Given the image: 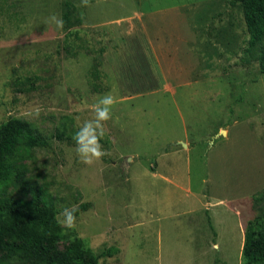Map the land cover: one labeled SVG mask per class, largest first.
<instances>
[{
  "label": "rangeland",
  "instance_id": "374dc122",
  "mask_svg": "<svg viewBox=\"0 0 264 264\" xmlns=\"http://www.w3.org/2000/svg\"><path fill=\"white\" fill-rule=\"evenodd\" d=\"M69 1L66 26L65 0H0V122L53 136L26 176L59 221L75 208L57 246L82 239L100 264H244L246 224L264 215V38L249 45L241 3ZM108 93L106 154L85 164L73 136Z\"/></svg>",
  "mask_w": 264,
  "mask_h": 264
},
{
  "label": "trees",
  "instance_id": "16d2710c",
  "mask_svg": "<svg viewBox=\"0 0 264 264\" xmlns=\"http://www.w3.org/2000/svg\"><path fill=\"white\" fill-rule=\"evenodd\" d=\"M241 3L249 45L255 46L264 38V0H235ZM65 25L71 23L74 5L65 0ZM2 7V5H1ZM264 73V57L260 62ZM38 77H27L33 88ZM28 86L27 88H29ZM62 132L55 136L61 137ZM52 135L45 133L32 122L10 117L0 122V183L21 184L33 193V198L19 202L10 195L0 197V264H100L99 255L86 246L82 239H75L65 249L57 246L62 228L57 217L55 202L45 195L44 189L27 179L26 161L36 147H48ZM110 249L105 255H112ZM244 264H264V215L250 218L244 232L242 248Z\"/></svg>",
  "mask_w": 264,
  "mask_h": 264
},
{
  "label": "clouds",
  "instance_id": "9594fccd",
  "mask_svg": "<svg viewBox=\"0 0 264 264\" xmlns=\"http://www.w3.org/2000/svg\"><path fill=\"white\" fill-rule=\"evenodd\" d=\"M83 5H87L88 0H81ZM50 22L57 28L63 27V20L55 15L50 17ZM116 103V97L111 93L101 96L96 103L91 105L94 116L90 120H85L79 130L73 136L76 143L77 154L82 158L85 164L93 163V158L100 159L105 155L100 140L105 135L104 122L111 119V108ZM35 115H39V109L35 110ZM75 208L69 211L67 208L60 215L65 219L59 221L63 227H75Z\"/></svg>",
  "mask_w": 264,
  "mask_h": 264
},
{
  "label": "crops",
  "instance_id": "0c3cea01",
  "mask_svg": "<svg viewBox=\"0 0 264 264\" xmlns=\"http://www.w3.org/2000/svg\"><path fill=\"white\" fill-rule=\"evenodd\" d=\"M170 42H171V43H174V40L171 39ZM157 45L161 46V45H163V43H162L161 41H158V42H157ZM172 46H173L174 50L177 49V47H176V43L173 44ZM191 46H192V44L190 43V48H191ZM175 47H176V48H175ZM129 49H130V48H129ZM129 49L127 50L128 52H130V51L133 52V53H139L138 51L141 52V49H140V50H137V49L134 50L133 48H131L130 50H129ZM154 49H155V48H154ZM160 50L163 51L162 47H160ZM122 51H123V50H122ZM185 52H191V50L188 49V50H185ZM122 53H123V52H122ZM141 53H142V52H141ZM167 85H168L167 88H170V89H172V90H174V91L176 90V89L172 88V85H171V84H168V83H167ZM186 145H187V144H186Z\"/></svg>",
  "mask_w": 264,
  "mask_h": 264
},
{
  "label": "water",
  "instance_id": "95a60500",
  "mask_svg": "<svg viewBox=\"0 0 264 264\" xmlns=\"http://www.w3.org/2000/svg\"><path fill=\"white\" fill-rule=\"evenodd\" d=\"M224 131V130H223ZM186 145V144H185Z\"/></svg>",
  "mask_w": 264,
  "mask_h": 264
}]
</instances>
